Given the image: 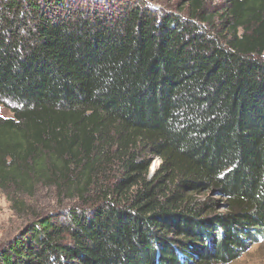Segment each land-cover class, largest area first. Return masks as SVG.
<instances>
[{"label":"trees","instance_id":"16d2710c","mask_svg":"<svg viewBox=\"0 0 264 264\" xmlns=\"http://www.w3.org/2000/svg\"><path fill=\"white\" fill-rule=\"evenodd\" d=\"M222 2L0 0V191L78 202L0 264H231L264 241V0Z\"/></svg>","mask_w":264,"mask_h":264},{"label":"rangeland","instance_id":"374dc122","mask_svg":"<svg viewBox=\"0 0 264 264\" xmlns=\"http://www.w3.org/2000/svg\"><path fill=\"white\" fill-rule=\"evenodd\" d=\"M82 1V0H81ZM91 0H83L86 6ZM148 6L180 14L179 7L186 0H143ZM224 0H207L206 9L216 15L222 9ZM101 2V0H100ZM103 1L102 3H104ZM183 16H186L185 14ZM0 116L10 117L11 113L4 106H0ZM152 161L151 172L153 173L160 166V160L154 156H149ZM25 208L21 213L15 211L12 203L6 195L0 191V246L16 237L31 221L39 214L59 215L62 217L66 211L75 206L78 202L70 199L64 194H58L54 188L39 186L33 199L24 198ZM24 207V206H23ZM23 212L25 214H23ZM231 264H264V241L252 245L236 261Z\"/></svg>","mask_w":264,"mask_h":264}]
</instances>
